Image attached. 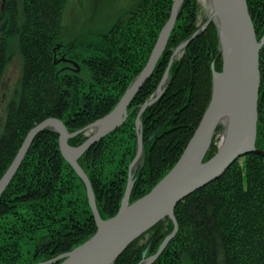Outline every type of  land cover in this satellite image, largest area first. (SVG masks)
I'll list each match as a JSON object with an SVG mask.
<instances>
[{
    "label": "trees",
    "instance_id": "trees-1",
    "mask_svg": "<svg viewBox=\"0 0 264 264\" xmlns=\"http://www.w3.org/2000/svg\"><path fill=\"white\" fill-rule=\"evenodd\" d=\"M15 1L4 26L16 28L22 36L9 49L17 55L19 75L6 87L1 111L0 176L26 133L40 121L57 118L72 133L113 109L145 66L174 0H139L96 37L61 24L66 0ZM246 5L259 40L264 33V0H246ZM195 16L194 0H184L164 53L128 106L125 122L77 160L103 219L118 211L126 187L128 166L136 154L137 112L156 91L173 49L198 29ZM55 47H61L59 55L68 57L75 70L53 60ZM183 51L170 66L161 96L140 116L143 163L135 171L129 202L169 172L208 106L210 67L212 63L216 71L221 67L213 24ZM4 63L0 62V77ZM259 69L255 145L264 151V45ZM58 138L52 129L40 132L0 196V264L52 260L96 231L86 188L60 154ZM86 138L77 134L67 143L79 146ZM214 138L205 154L208 159L216 150ZM173 214L177 232L153 264H264V155L252 152L236 159L222 176L178 202ZM172 229L171 220L163 218L133 240L114 264H137L143 251L146 257L153 255Z\"/></svg>",
    "mask_w": 264,
    "mask_h": 264
},
{
    "label": "water",
    "instance_id": "water-1",
    "mask_svg": "<svg viewBox=\"0 0 264 264\" xmlns=\"http://www.w3.org/2000/svg\"><path fill=\"white\" fill-rule=\"evenodd\" d=\"M183 1H173L168 20L162 27L145 66L136 74L112 110L104 117L72 133L68 132L64 122L57 118L50 117L40 121L26 133L8 169L0 176L1 196L19 169V164L29 150L33 139L40 132L52 129L59 135L60 154L71 165L86 188L88 204L97 228L96 232L88 237L87 241L67 253L35 264H56L58 261L57 264H113L133 240L153 228V225L163 218L168 217L172 222L173 230L166 235L154 255L143 259L145 252L142 254L141 264H152L164 250V246L175 237L178 225L173 213L178 202L222 176L236 159L252 152L264 155V151L257 149L255 145L257 100L260 92L259 52L264 45V33L259 40L255 37V28L246 0H211L212 18L174 48L156 91L140 106L135 120L136 154L128 166L126 187L119 209L109 219L100 217L88 176L83 172L77 160L94 143L125 122L128 106L138 90L152 75L156 62L164 53ZM214 16L218 19H214ZM211 21L215 22L218 32L222 67L218 72L214 69V64H211L212 94L208 106L192 133L191 139L183 148L178 161L151 190L129 203L135 171L143 163L144 150L140 116L147 106L156 102L161 96L168 82L169 69L173 61L182 55L188 44ZM224 120L227 125H224L222 132L225 133L224 138H220L214 155L204 160V155L214 138V132L220 124L223 125ZM83 133L87 135V138L81 145L72 147L67 143L73 136Z\"/></svg>",
    "mask_w": 264,
    "mask_h": 264
},
{
    "label": "rangeland",
    "instance_id": "rangeland-1",
    "mask_svg": "<svg viewBox=\"0 0 264 264\" xmlns=\"http://www.w3.org/2000/svg\"><path fill=\"white\" fill-rule=\"evenodd\" d=\"M138 1L139 0H66L65 1L66 4H65L64 9L62 11L63 14L61 17V24L64 27H66V29L68 28L69 30H73L74 32H76L78 34H83V35L87 36V34L90 33L94 37H96L95 34L100 33V31L106 29L114 20H117L122 15L127 13L129 11V9L132 8V6L134 4H136V2H138ZM210 1L211 0H194L195 7H196V16L195 17L197 18V20H196L197 28H200V26H203V24H205V22L207 23V21L210 18H212V16H211L212 15V6H210ZM180 7L181 8L178 12V15L182 10V4ZM210 23H212L213 26L216 28L215 22L211 21ZM205 27H204V29H205ZM197 30L198 29H196V31ZM216 31H217V28H216ZM217 34H218V32H217ZM218 49H219V38H218ZM16 66L17 65H15V63L7 62V63H4V67L2 69V74L0 77V81H1V85H0V116H1V111L5 105L6 95H8V94H6V91H5L6 87L8 84L13 85L18 79L19 73L16 72V69H15ZM221 67H222V60H221ZM221 67H220V70H221ZM220 70H218V72H220ZM0 125L2 126V124H0ZM219 126H221V128L216 131L217 134L215 135L216 137L214 138V144H215L216 150L218 148L217 144L220 141L221 134L225 128V126L222 124H220ZM0 130H1V128H0ZM210 148L211 147L209 146V149L207 150L206 153L209 152ZM216 150L215 149H214V151L211 150V152L215 153ZM139 158H140V156H139ZM205 159L208 160V158H206V156L204 155V160ZM209 159H210V157H209ZM138 162H139V159H138ZM241 163L243 164V160ZM165 237H166V235H165ZM143 252L146 253V251H143ZM151 256L152 255L146 257L144 254L143 259H146V258L151 257ZM143 259L141 261H143ZM141 261L137 264H141ZM180 264H190V263L188 261L187 262L182 261Z\"/></svg>",
    "mask_w": 264,
    "mask_h": 264
},
{
    "label": "flooded vegetation",
    "instance_id": "flooded-vegetation-1",
    "mask_svg": "<svg viewBox=\"0 0 264 264\" xmlns=\"http://www.w3.org/2000/svg\"><path fill=\"white\" fill-rule=\"evenodd\" d=\"M12 5H17L15 0H0V62L4 63L5 61H10L17 65V55L9 52V49L19 44V40L22 38V36L17 33V31L15 30L16 28H8L7 26H4L8 21L7 14L9 15V12L12 10ZM19 36L20 39L18 40ZM61 51V47H55L52 54V57H54L53 60L57 62V60L60 59L59 63H61V67H64L68 70H75V67H73V63L70 59H68V57L65 58L59 55ZM78 71L76 70V72Z\"/></svg>",
    "mask_w": 264,
    "mask_h": 264
},
{
    "label": "bare ground",
    "instance_id": "bare-ground-1",
    "mask_svg": "<svg viewBox=\"0 0 264 264\" xmlns=\"http://www.w3.org/2000/svg\"><path fill=\"white\" fill-rule=\"evenodd\" d=\"M210 6H211V2H210ZM211 16H212V15H211ZM215 18H216V17L214 16V19H215ZM217 19H218V17L216 18V20H217ZM225 124H226V120L223 121V125H225ZM225 126H227V125H225ZM223 127H224V126H223ZM224 134H225V133H222V134H221V138H224Z\"/></svg>",
    "mask_w": 264,
    "mask_h": 264
}]
</instances>
